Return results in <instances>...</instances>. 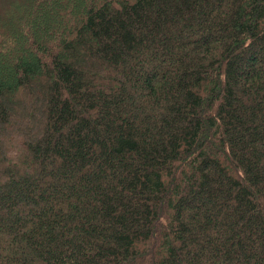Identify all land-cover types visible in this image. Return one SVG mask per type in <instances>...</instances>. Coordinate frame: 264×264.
I'll return each mask as SVG.
<instances>
[{
  "label": "trees",
  "instance_id": "16d2710c",
  "mask_svg": "<svg viewBox=\"0 0 264 264\" xmlns=\"http://www.w3.org/2000/svg\"><path fill=\"white\" fill-rule=\"evenodd\" d=\"M0 264H264V0H0Z\"/></svg>",
  "mask_w": 264,
  "mask_h": 264
}]
</instances>
